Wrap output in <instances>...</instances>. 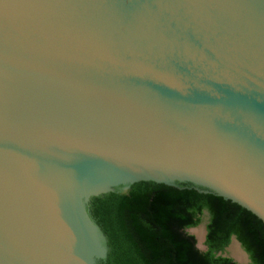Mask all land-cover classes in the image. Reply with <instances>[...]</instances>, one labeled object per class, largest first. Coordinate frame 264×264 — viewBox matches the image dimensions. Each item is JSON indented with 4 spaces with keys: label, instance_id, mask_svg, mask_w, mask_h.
Masks as SVG:
<instances>
[{
    "label": "water",
    "instance_id": "1",
    "mask_svg": "<svg viewBox=\"0 0 264 264\" xmlns=\"http://www.w3.org/2000/svg\"><path fill=\"white\" fill-rule=\"evenodd\" d=\"M139 182L264 224V0H0V264H99Z\"/></svg>",
    "mask_w": 264,
    "mask_h": 264
},
{
    "label": "trees",
    "instance_id": "2",
    "mask_svg": "<svg viewBox=\"0 0 264 264\" xmlns=\"http://www.w3.org/2000/svg\"><path fill=\"white\" fill-rule=\"evenodd\" d=\"M88 210L106 238L99 264H237L222 256L232 236L251 264H264V224L237 204L187 186L139 182L92 198ZM204 212L206 251H200L186 231L201 224Z\"/></svg>",
    "mask_w": 264,
    "mask_h": 264
},
{
    "label": "bare ground",
    "instance_id": "3",
    "mask_svg": "<svg viewBox=\"0 0 264 264\" xmlns=\"http://www.w3.org/2000/svg\"><path fill=\"white\" fill-rule=\"evenodd\" d=\"M199 227H201V229L197 230L195 233L197 235L198 240L203 242L205 230L203 226H199ZM227 251L229 252L230 256L235 260H237L238 262L240 263L246 262L245 254L242 252V250L239 248V246L236 243L231 244Z\"/></svg>",
    "mask_w": 264,
    "mask_h": 264
},
{
    "label": "rangeland",
    "instance_id": "4",
    "mask_svg": "<svg viewBox=\"0 0 264 264\" xmlns=\"http://www.w3.org/2000/svg\"><path fill=\"white\" fill-rule=\"evenodd\" d=\"M207 221H208V217H207V215L204 214V215L201 217V224H200V225H203V224L207 223ZM200 229H201V227L196 228V229H195V228H194V229H189V230L186 231V233H187L188 235L193 236V237L195 238V241H196V247H197L200 251H203V250H204V243H203L202 241H199V240H198L197 235H196V233H195L197 230H200ZM225 254H226L227 256H230L229 252L226 251V250H225ZM243 264H251V263H243Z\"/></svg>",
    "mask_w": 264,
    "mask_h": 264
}]
</instances>
